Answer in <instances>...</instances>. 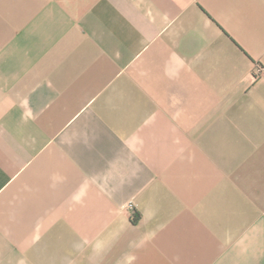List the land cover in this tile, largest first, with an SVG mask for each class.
<instances>
[{
    "label": "crops",
    "instance_id": "crops-1",
    "mask_svg": "<svg viewBox=\"0 0 264 264\" xmlns=\"http://www.w3.org/2000/svg\"><path fill=\"white\" fill-rule=\"evenodd\" d=\"M264 0H0V264H264Z\"/></svg>",
    "mask_w": 264,
    "mask_h": 264
},
{
    "label": "built area",
    "instance_id": "built-area-1",
    "mask_svg": "<svg viewBox=\"0 0 264 264\" xmlns=\"http://www.w3.org/2000/svg\"><path fill=\"white\" fill-rule=\"evenodd\" d=\"M257 72L259 75H264V69L261 66L257 67Z\"/></svg>",
    "mask_w": 264,
    "mask_h": 264
},
{
    "label": "rangeland",
    "instance_id": "rangeland-1",
    "mask_svg": "<svg viewBox=\"0 0 264 264\" xmlns=\"http://www.w3.org/2000/svg\"><path fill=\"white\" fill-rule=\"evenodd\" d=\"M261 257H262V260H263V263H264V255H262Z\"/></svg>",
    "mask_w": 264,
    "mask_h": 264
}]
</instances>
